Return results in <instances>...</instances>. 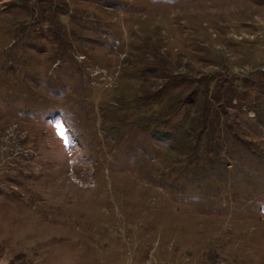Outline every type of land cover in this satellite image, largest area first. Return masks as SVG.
Masks as SVG:
<instances>
[{
	"label": "rangeland",
	"instance_id": "obj_1",
	"mask_svg": "<svg viewBox=\"0 0 264 264\" xmlns=\"http://www.w3.org/2000/svg\"><path fill=\"white\" fill-rule=\"evenodd\" d=\"M0 264H264V0H0Z\"/></svg>",
	"mask_w": 264,
	"mask_h": 264
},
{
	"label": "trees",
	"instance_id": "obj_2",
	"mask_svg": "<svg viewBox=\"0 0 264 264\" xmlns=\"http://www.w3.org/2000/svg\"><path fill=\"white\" fill-rule=\"evenodd\" d=\"M204 88V87H203ZM234 91V89H233V87H232V90H231V92H233ZM232 94V93H231ZM231 94H230V96H231ZM233 94H234V92H233ZM232 94V95H233ZM216 96H218L217 94H215ZM227 97H228V95H227ZM217 98V97H216ZM246 105H248V106H250V107H253V108H256V109H258V106H259V104H257V103H253V105L254 106H252V105H250V104H246ZM205 116L207 117L208 116V113L206 112V114H205ZM205 117V119H203V120H201L200 121V123H199V125H201V127L203 128V129H206L207 128V131H205V134H207L208 135V133L210 134V140L212 139V138H216V137H218V136H216V134H217V126H218V120H219V115L215 112V119H213V120H210V119H212V118H206ZM208 132V133H207ZM243 143L245 142V141H243V140H241ZM242 142H241V144H242ZM246 147V146H245ZM208 148H211V146L210 145H208Z\"/></svg>",
	"mask_w": 264,
	"mask_h": 264
}]
</instances>
